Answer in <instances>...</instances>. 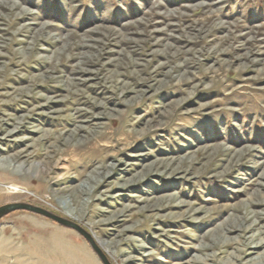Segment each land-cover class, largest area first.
Returning a JSON list of instances; mask_svg holds the SVG:
<instances>
[{"label":"rangeland","instance_id":"rangeland-1","mask_svg":"<svg viewBox=\"0 0 264 264\" xmlns=\"http://www.w3.org/2000/svg\"><path fill=\"white\" fill-rule=\"evenodd\" d=\"M0 158L110 264H264V0H0ZM0 264L102 263L17 210Z\"/></svg>","mask_w":264,"mask_h":264},{"label":"water","instance_id":"water-1","mask_svg":"<svg viewBox=\"0 0 264 264\" xmlns=\"http://www.w3.org/2000/svg\"><path fill=\"white\" fill-rule=\"evenodd\" d=\"M17 210H26V211L35 213L37 215L44 216L46 218H49L55 221L60 226L74 230L87 241V243L89 244L93 252L97 255V257L99 258L102 264H110L106 255L101 250V248L97 245L92 235L89 232H87L85 229H83L81 226H79L77 223L69 219L55 215L53 213H50L49 211L41 207L29 204V203H24V202H13V203H7L4 205H1L0 206V218L10 212L17 211Z\"/></svg>","mask_w":264,"mask_h":264},{"label":"bare ground","instance_id":"bare-ground-1","mask_svg":"<svg viewBox=\"0 0 264 264\" xmlns=\"http://www.w3.org/2000/svg\"><path fill=\"white\" fill-rule=\"evenodd\" d=\"M10 161L11 160H7V159H5V158H0V166L2 167V166H4V165H6V164H8V163H10ZM1 170V169H0ZM256 226V225H255ZM248 229H252V227L250 226ZM250 231V230H249ZM264 244V242L262 241V242H260L258 245H263ZM105 246V245H104ZM103 246V247H104ZM198 248H200V247H198ZM249 255L250 254V252H248L247 251V249H236L235 248V250H234V252L231 254V258L233 259V260H235V262L237 261H240L241 260V255ZM186 263H196V260H195V257H192V258H190L189 260H188V262H186ZM197 264V263H196Z\"/></svg>","mask_w":264,"mask_h":264}]
</instances>
